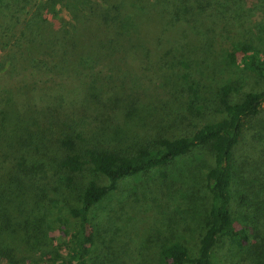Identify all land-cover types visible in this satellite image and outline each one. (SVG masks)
Segmentation results:
<instances>
[{
  "label": "trees",
  "instance_id": "trees-1",
  "mask_svg": "<svg viewBox=\"0 0 264 264\" xmlns=\"http://www.w3.org/2000/svg\"><path fill=\"white\" fill-rule=\"evenodd\" d=\"M253 1L0 0L5 24L20 28L10 36L13 25H0V37L22 44L14 59L33 75L11 85L13 62L0 75V225L18 233L25 258L2 241L0 257L119 264L96 253L94 209L122 181L161 170L167 178L196 152L210 162L204 229L194 249L156 245L159 264H216L223 242L240 263L264 264V151L250 174L236 159L264 111V0ZM214 41L230 45L215 54ZM49 167L63 189L42 176ZM251 181L261 190H245ZM54 203L72 223L56 251L41 253L54 229L44 207Z\"/></svg>",
  "mask_w": 264,
  "mask_h": 264
},
{
  "label": "rangeland",
  "instance_id": "rangeland-1",
  "mask_svg": "<svg viewBox=\"0 0 264 264\" xmlns=\"http://www.w3.org/2000/svg\"><path fill=\"white\" fill-rule=\"evenodd\" d=\"M259 14L260 11H254L253 18L259 17ZM44 19L45 17L40 20V24ZM6 22L5 19L0 17V25H6ZM13 24L8 23V25ZM8 25L6 26L8 27ZM10 29L11 33L9 29L6 31L10 33V36L18 35L20 30L14 25ZM0 40V75L13 62L16 69L12 71V77L10 74L7 75V79L11 78L12 80L11 85L29 84L33 80V75H31V70L27 68V62H19L14 59H18L24 52L22 44H16L14 37H0ZM229 45L228 42L214 41L209 46L212 50H215V54H218L222 49L228 48ZM230 74L240 77L243 72L239 69L230 68ZM37 79H41L48 84V77H37ZM70 82L74 83L75 81L70 78ZM2 83V77L0 76V85ZM72 88L73 86L70 85L68 90ZM11 120L12 122L16 121L13 115ZM263 126L264 111L260 118L249 123L251 139L249 142L247 141L248 146H244L236 156L241 167L244 170H249V174L252 173L251 166L257 165L258 154L264 151ZM111 137L113 138L109 140L110 144L123 138V134L119 132L116 136ZM205 159L206 157L195 152L189 155L178 169L173 166L169 170V177L167 178L161 177V170L140 178L122 181L117 191L97 205L93 211V216H95L93 224L98 236L97 255L101 256L106 263L108 262L107 257H114L122 259L119 260V264H125L127 261L126 264H159L156 245L162 244L163 241L177 239L189 244L191 249L197 247L206 222V210L210 203V195L206 190L204 179V174L210 162L206 163ZM182 166H185V168ZM261 175L264 176V172H261ZM42 176L46 182L51 183L52 191H56L57 187L63 189L61 179L53 175L52 168H46ZM248 185H254L256 190H261L258 181L245 183L243 188L249 190V188H246ZM55 198L52 199L55 200ZM77 205L78 203L73 204V206ZM56 207L57 203L44 207L45 209L50 208V212H52L48 216L47 222L54 229L51 236H48L49 240H43L38 247L41 251L35 250L34 255L38 258L35 259V262L41 258L39 257V251L43 253L57 250V245L62 239H60L61 232L72 223L67 212ZM239 215L240 213H235L236 218ZM5 224L0 225V231L4 233H0V241L6 247L14 245L17 248L15 251L17 259L23 261V258H25L23 242L20 243V237L14 231V228L6 229ZM219 250L223 251L221 252V259L216 264H242L238 255L231 257L229 243L223 242L219 246ZM0 264H8L7 258L0 257Z\"/></svg>",
  "mask_w": 264,
  "mask_h": 264
}]
</instances>
